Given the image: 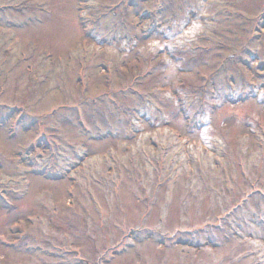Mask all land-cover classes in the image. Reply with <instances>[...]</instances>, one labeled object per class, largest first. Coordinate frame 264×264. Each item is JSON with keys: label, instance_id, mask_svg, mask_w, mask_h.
Wrapping results in <instances>:
<instances>
[{"label": "rangeland", "instance_id": "1", "mask_svg": "<svg viewBox=\"0 0 264 264\" xmlns=\"http://www.w3.org/2000/svg\"><path fill=\"white\" fill-rule=\"evenodd\" d=\"M0 264H264V0H0Z\"/></svg>", "mask_w": 264, "mask_h": 264}]
</instances>
